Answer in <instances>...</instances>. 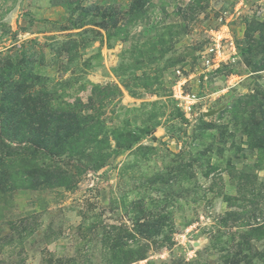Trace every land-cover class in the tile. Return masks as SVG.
Returning a JSON list of instances; mask_svg holds the SVG:
<instances>
[{
  "label": "rangeland",
  "instance_id": "374dc122",
  "mask_svg": "<svg viewBox=\"0 0 264 264\" xmlns=\"http://www.w3.org/2000/svg\"><path fill=\"white\" fill-rule=\"evenodd\" d=\"M0 264H264V0H0Z\"/></svg>",
  "mask_w": 264,
  "mask_h": 264
},
{
  "label": "trees",
  "instance_id": "16d2710c",
  "mask_svg": "<svg viewBox=\"0 0 264 264\" xmlns=\"http://www.w3.org/2000/svg\"><path fill=\"white\" fill-rule=\"evenodd\" d=\"M75 114L76 113H74V114L69 113L68 115L62 117V122L60 124L61 128H58L59 126H57V124L54 123L55 121L58 120V116L46 114L45 118L47 119V121H49L51 124L53 123L55 125L54 126L55 130L52 131V134H56L58 130L59 131L62 130L63 135H66L67 129L72 130V128L75 127V124L72 123L76 119L77 114L76 115ZM35 116L38 120L41 119L42 118L41 111H36ZM49 126H51V125H49ZM62 127H64V128H62ZM41 136H42V134L40 135V137ZM42 143H43V145H41L40 148H43V149H47V148L49 149L50 148V150L52 149V150H57V151H58L59 147L67 144V142L60 135H56L55 139H53V136L52 137L50 136L47 139L43 140Z\"/></svg>",
  "mask_w": 264,
  "mask_h": 264
},
{
  "label": "built area",
  "instance_id": "2783aa9c",
  "mask_svg": "<svg viewBox=\"0 0 264 264\" xmlns=\"http://www.w3.org/2000/svg\"><path fill=\"white\" fill-rule=\"evenodd\" d=\"M178 96L182 97L181 107H183L187 116L191 117L195 114V106L200 102L198 93H187L183 95L181 91Z\"/></svg>",
  "mask_w": 264,
  "mask_h": 264
}]
</instances>
